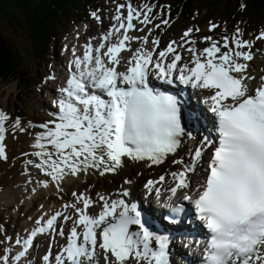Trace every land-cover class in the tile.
Here are the masks:
<instances>
[{
  "label": "snow or ice",
  "instance_id": "1",
  "mask_svg": "<svg viewBox=\"0 0 264 264\" xmlns=\"http://www.w3.org/2000/svg\"><path fill=\"white\" fill-rule=\"evenodd\" d=\"M125 8L126 16L122 11ZM152 13L153 6L145 4L137 9L131 0L117 5L112 17L115 23L102 35L99 45L93 47L89 41L83 56L73 61L76 71L53 101L57 111L50 115L54 118L40 125L28 122L29 128L41 131L29 133L33 151L22 155L35 159H27L26 164L48 178L39 181L41 186L47 188L52 183L60 192L68 176L90 171L104 176L122 168L127 160L147 161L149 167L162 164L190 133L182 125L178 95L150 87V77L165 85L179 82L207 90L210 111L216 117L217 138L205 136L192 162L170 173L173 184L167 188L168 199L172 201L180 192L179 198L193 205L208 233L204 264H264V76L259 86L248 83L256 79L248 74L247 62L254 58L252 42L240 39L239 28L231 38L232 47L227 36L222 37V44L204 37V41H211L210 46L199 53L189 47V63L182 64L176 41L156 51L160 41L150 40L151 29L147 28L152 24ZM92 15L100 19L96 13ZM161 23L169 22L165 19ZM217 27L210 24L209 31ZM146 29L147 35L131 34ZM192 32L189 28L181 40L195 44L188 39ZM257 39L264 40V32ZM133 42H139L140 47L133 48ZM123 52L131 55L125 58ZM120 67L124 70L119 71ZM9 119L0 110V159L5 160V125ZM12 127L19 132L28 130L19 118ZM205 150H210V155L202 181L191 188L189 173L195 171ZM164 181L162 175L158 181L149 180L145 187L159 198L157 185ZM129 195L123 188L119 199L97 194L94 201L85 193L73 192L75 200L63 205L72 213L57 211L46 221L38 219L39 227L24 239L23 251L13 259L26 256L38 234L55 231L65 237L66 243L54 257L49 246L42 257L45 264H170L168 237L146 226L137 205L123 198ZM95 203L101 210L89 215ZM170 207L174 213L183 210L174 201ZM61 219L72 222L67 233L62 225L58 227ZM0 262L9 264V257L0 256Z\"/></svg>",
  "mask_w": 264,
  "mask_h": 264
},
{
  "label": "rangeland",
  "instance_id": "2",
  "mask_svg": "<svg viewBox=\"0 0 264 264\" xmlns=\"http://www.w3.org/2000/svg\"><path fill=\"white\" fill-rule=\"evenodd\" d=\"M136 1H140L138 2L139 5L143 3L139 6L140 8L145 4L152 5L156 3L158 7L153 6L155 13L161 12L165 17L172 16L173 13L178 15V17L175 16L176 20L172 22L169 27L160 30V35L164 40H168L172 37H179L182 35V30H188L192 27L199 30L204 28L208 34H212V32L207 30L210 24L218 25V27L212 31H215L219 37L224 35L232 36L236 33L237 28L240 29V32L245 33L246 37H253L255 34L264 32V19H262L264 16L259 18V20L255 22L256 24L252 26V23H248V18H246V23H243L241 20L243 16L242 11H237L239 14L238 17L229 18L226 15L227 13L223 11H221L222 13H210V9L198 10L196 6H191L188 9H181L179 7L180 0ZM127 2L128 0H75V12L71 17L65 19L60 24V29L54 33H57L56 44H52L54 46L50 49L51 51L49 50L50 52L46 58L41 60V63L35 59L27 60L30 66L29 69L33 74L32 79L28 80L26 84L21 85H18L17 82L4 84L0 81V109L12 114L9 116L10 119L6 124L7 133L9 134L7 145L5 146L7 159H0L2 161H0V255L5 254L8 250L3 240L7 242L9 239L7 237L10 235L13 236L15 231L24 230L29 227L28 220L31 219L33 216L32 213H35L36 209L39 212L41 211L40 204H45V206L51 208L55 205L60 206L67 198H71L72 192L78 190L81 185H83L81 188L91 191L96 195L105 193L110 196L112 193L121 190L125 185L124 181L128 178L123 175L125 171L123 170L121 173L117 171L116 175L107 173L104 176L89 177L88 180L77 178L73 183L64 185V188L65 186L66 188L63 189L62 192H59V197H49L51 195L46 192L41 193L40 189L43 188V186H41L39 182L48 178L43 176L37 169L26 164L27 159H35L34 157L24 156L22 153H25V150H30L27 151L28 153L33 150L30 146L25 147V145L32 140V136L29 133L41 131V129L34 127L29 128L28 122L42 124L46 122L47 117L49 118L51 116L50 114L52 112L49 111L50 109L47 101L49 99V101H52V99L47 92L43 94L40 91L45 82L43 80L41 84V77L45 75L48 70L56 66L57 71L60 72L61 67L58 60L61 59L59 56L61 43L66 38H74V36H77L82 30L88 31L91 29L90 34L94 32L100 33L103 29L107 28V25L111 23V21L108 20L109 18L103 19L102 26L100 27L98 24L99 22L90 20V13L97 12L107 17L109 12L112 13L115 3L127 4ZM222 8L225 9L224 6ZM89 9L92 11H90L88 15L87 11ZM170 11L172 12L170 13ZM64 17L61 18L60 21H62ZM161 18H163V16ZM3 32L8 36H12V32L7 28H4ZM21 46L24 48L26 44H22ZM261 48L264 47L261 46ZM16 117L21 118L20 121L22 126L28 129L26 132H19L12 127ZM148 171H151V168H148L146 173ZM32 172L37 173L32 176ZM146 173L143 174L142 177H138L139 187H141V184L145 181L146 178H144V175L147 176ZM156 176L157 175L151 177ZM118 177L123 179L119 180ZM83 183H85V185ZM49 186L55 185L49 183ZM32 197H35V199L32 208L28 210L29 201ZM34 210L35 212H33ZM41 248L42 246H38L39 250H41Z\"/></svg>",
  "mask_w": 264,
  "mask_h": 264
},
{
  "label": "trees",
  "instance_id": "3",
  "mask_svg": "<svg viewBox=\"0 0 264 264\" xmlns=\"http://www.w3.org/2000/svg\"><path fill=\"white\" fill-rule=\"evenodd\" d=\"M74 2L0 0V81L21 85L32 79L27 60L39 61L44 57L56 41L57 33H54L60 29V24L74 14ZM180 3L186 9L196 6L198 10L210 9V13L223 11L230 17L239 16L243 7V17L252 25L264 16V0H180ZM4 28L9 29L12 36L6 35ZM22 44L26 47L23 48Z\"/></svg>",
  "mask_w": 264,
  "mask_h": 264
},
{
  "label": "bare ground",
  "instance_id": "4",
  "mask_svg": "<svg viewBox=\"0 0 264 264\" xmlns=\"http://www.w3.org/2000/svg\"><path fill=\"white\" fill-rule=\"evenodd\" d=\"M82 32H85V30H82ZM204 33V31H201L200 32V34H203ZM194 34L192 33L191 35H190V37L188 38L190 41H192L193 39H194ZM80 39H82V38H80ZM84 39V38H83ZM84 41V40H83ZM197 43H195L194 45H196ZM187 45H189V43H187ZM130 53H128V52H126L125 54H123L122 56L123 57H127L128 55H129ZM257 62L259 63V62H261V60L260 59H256L255 60V62H254V64L256 65V66H258L257 65ZM262 62L264 63V60H262ZM254 64H253V68H254ZM259 67V66H258ZM253 68H251V69H253ZM253 71V70H252ZM41 92H44V90L43 89H41L40 90ZM49 93H51V94H53V95H56L55 94V92L53 91V90H51V91H49ZM9 138V135L7 134L6 135V138H5V141H4V144H5V146L7 145V139ZM32 143V140H30L26 145H25V147H29L30 146V144ZM188 142L186 141V138L185 137H183L182 138V143H181V146L178 148V150H177V152L176 153H174V154H171V155H169L165 160H164V162L162 163V164H158V165H152V166H148V163L149 162H147V161H141V162H133V161H130V160H127L126 162H125V164H124V166L122 167V168H120L119 170H117V171H119L120 173L123 171V170H125L124 172H123V175L124 176H126L128 179L127 180H131V181H133L131 184H125L124 186H123V188H127L129 191H130V195H129V198L132 200V199H135L136 198V196H137V192H138V177H142V175L143 174H145L144 172H146V170L148 169V168H151V171L150 172H154V171H160V170H162V168L163 167H165V166H170L171 165V163L173 162V161H176V160H178V158H180L181 159V154H182V150H183V145L184 144H187ZM24 147V148H25ZM187 147H190V145L188 144L187 145ZM27 151H30V150H25L24 152H27ZM33 151V150H32ZM162 165V166H161ZM201 171V169H200V167H199V165L197 166V168H196V172H200ZM33 173V172H32ZM37 173V172H36ZM36 173H33L32 174V176L33 175H35ZM122 175V174H121ZM120 175V176H121ZM95 176H100L99 174H97V173H95V172H92V171H90L88 174H81L80 176H78V177H72V176H68V177H66L65 179H64V181L61 183V188L62 189H65L66 188V186H65V188H64V185L65 184H67V183H73L74 182V180H76L77 178H82V179H84V180H88L89 179V177H95ZM146 176V175H145ZM118 179H119V177H118ZM84 185H85V183H83ZM198 184V182H197V180L194 178V177H191V188H194L195 187V185H197ZM122 188V189H123ZM40 191H41V193L42 192H46L47 194H49V195H51V196H60L59 195V192L60 191H58V189H57V187L56 186H49V187H47V188H45V187H43V188H41L40 189ZM144 194H147L146 192H144ZM153 194H151V195H149L148 197H147V199H149L151 196H152ZM110 199H119V198H121L120 196H119V193H114L113 194V196H111V197H109ZM124 199H125V197H123ZM161 199L162 200H164V199H166V193L164 192V193H162L161 194ZM98 206H99V208H101V205L98 203ZM45 208H46V206H45ZM56 208V206H54L52 209H55ZM72 211L73 210H70L69 211V213L68 214H71L72 213ZM33 221V219H31L30 220V222H32ZM29 231V230H28ZM161 235V234H160ZM188 239V238H187ZM189 240V239H188ZM176 241V239L174 240V242ZM173 242V243H174ZM59 243V242H58ZM178 250H177V247H176V243H175V245H171V247H170V251H169V253L171 254V253H174V252H177ZM38 253H39V251H38ZM184 255V254H183Z\"/></svg>",
  "mask_w": 264,
  "mask_h": 264
}]
</instances>
